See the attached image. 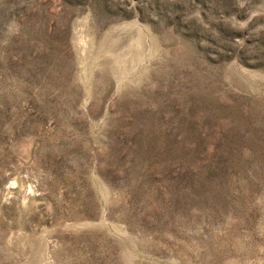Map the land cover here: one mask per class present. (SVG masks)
I'll return each mask as SVG.
<instances>
[{
	"label": "rangeland",
	"instance_id": "rangeland-1",
	"mask_svg": "<svg viewBox=\"0 0 264 264\" xmlns=\"http://www.w3.org/2000/svg\"><path fill=\"white\" fill-rule=\"evenodd\" d=\"M0 264H264V0H0Z\"/></svg>",
	"mask_w": 264,
	"mask_h": 264
}]
</instances>
